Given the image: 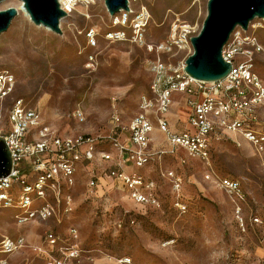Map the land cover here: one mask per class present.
Here are the masks:
<instances>
[{
  "label": "rangeland",
  "instance_id": "374dc122",
  "mask_svg": "<svg viewBox=\"0 0 264 264\" xmlns=\"http://www.w3.org/2000/svg\"><path fill=\"white\" fill-rule=\"evenodd\" d=\"M62 1L65 11V6L72 7ZM206 2L140 0L133 8L145 5L150 14L142 44L130 39L128 26L112 24L104 0L77 3L60 20L61 34L28 20L17 9L19 0L0 2V9L15 7L18 12L0 33V71L14 79L12 92L0 100V134L9 130L12 101L21 98L56 133L98 138L95 157L77 162L73 183L42 200L52 207L50 216L21 224L15 208L0 209V241L24 239L19 249L0 252V264H46L47 254L62 256L72 247L78 257L68 264H125L123 258L132 264H264V150L256 151L241 137L226 135L215 141L208 168L238 181L242 200L223 190L215 175L207 179L204 164L184 151L144 167L124 166L154 180L158 206L137 204L108 177L116 168L117 151L101 137L110 130L113 105L124 122L139 112L140 96L149 93L151 82L147 64L154 58L186 57V51L156 52L148 46L164 42L175 22L199 31ZM110 29L124 30L127 39L108 40ZM90 30L93 41L87 36ZM249 32L262 47L255 53L254 69L264 82V19L254 18ZM187 113L182 105L171 106L174 129L187 128ZM166 143L157 131L151 147ZM103 151L112 158H101ZM90 179L98 185L92 191ZM49 233L54 243L47 239Z\"/></svg>",
  "mask_w": 264,
  "mask_h": 264
},
{
  "label": "built area",
  "instance_id": "2783aa9c",
  "mask_svg": "<svg viewBox=\"0 0 264 264\" xmlns=\"http://www.w3.org/2000/svg\"><path fill=\"white\" fill-rule=\"evenodd\" d=\"M91 2L93 0H68L72 7L65 6L67 11L59 6L67 15L77 3ZM139 2L127 0L126 11L120 9L110 18L113 25L128 26L130 39L142 44L150 14L145 5L133 8ZM197 33L190 24L175 22L164 42L148 48L156 52H170L173 49L186 51L187 57L192 52L189 38ZM87 36L94 40L91 30ZM105 36L111 41L127 39L126 32L119 29H110ZM260 50L262 47L249 32V26L246 30L236 27L221 50L222 58L230 63L229 72L214 81L196 80L188 75L184 70L186 57L177 61H163L160 58L151 60L147 64L151 74L149 93L140 96L139 112L124 122L119 109L113 105L110 130L108 134L100 136L117 151L114 158L116 168L109 170L108 177L137 204L158 206L154 180L136 171L128 172L124 166L130 164L140 168L160 161L165 155H177L182 149L188 156L204 164L207 179H213L215 175V182L223 190L237 200H242L239 182L217 176L208 166L214 142L226 135L241 137L256 151L264 150V117L261 116L264 82L254 69L255 53ZM13 85L12 74L0 71V100L9 96ZM176 92L187 96L189 106V127L181 131H172L166 116L173 102L172 95ZM74 114L82 119L79 110ZM8 122L9 130L0 136L9 150L12 167L8 175L0 177V209L15 208V218L21 224L32 219H45L53 209L42 200L46 199L49 192L57 196L61 186L73 183L77 162L91 161L95 157L98 138L85 134L56 133L43 121L40 112L27 106L21 98L12 101L8 109ZM154 128L164 133L167 142L165 147H150ZM100 157L108 160L112 155L103 151ZM97 186L96 181L89 180L91 191ZM36 201L39 204L35 205ZM239 208L237 206V211ZM47 239L51 243L55 242L52 233L47 235ZM23 245L22 237H5L0 241V252L11 253ZM77 257L78 250L72 247L62 251V256L47 254L45 262L68 264ZM121 262L132 264L129 258H123Z\"/></svg>",
  "mask_w": 264,
  "mask_h": 264
},
{
  "label": "water",
  "instance_id": "95a60500",
  "mask_svg": "<svg viewBox=\"0 0 264 264\" xmlns=\"http://www.w3.org/2000/svg\"><path fill=\"white\" fill-rule=\"evenodd\" d=\"M2 0H0L1 2ZM23 7L35 25H44L61 34L60 20L66 16L57 0H21ZM110 16L126 9L127 0H104ZM15 7L0 9V33L17 15ZM254 18L264 19V0H207L206 15L200 30L191 36L192 52L185 58V72L196 80L214 81L223 78L230 63L222 58L221 50L231 32L240 27L246 30ZM12 160L2 136H0V177L10 173Z\"/></svg>",
  "mask_w": 264,
  "mask_h": 264
},
{
  "label": "crops",
  "instance_id": "0c3cea01",
  "mask_svg": "<svg viewBox=\"0 0 264 264\" xmlns=\"http://www.w3.org/2000/svg\"><path fill=\"white\" fill-rule=\"evenodd\" d=\"M186 95L185 94H180V93H173V95H172V104H171V106H173L175 103L177 104V105H182V107L186 110V112H188L189 113V106L187 105V100H186ZM170 109H171V107H170ZM188 113L185 115V118H184V120H185V123L187 124V116H188ZM167 119H168V121H169V126H170V129L172 130V131H181V130H177V129H174L173 128V122L171 121V119L169 118L170 117V110H169V112L167 113ZM189 126H188V124H187V128H188ZM186 129V128H185ZM157 131H159L158 129H156V128H154V130L152 131V139L154 138V136H156L157 135ZM160 132V131H159ZM163 135H164V133H163ZM164 137H165V135H164ZM152 142V141H151ZM215 143V142H214ZM150 147H151V144H150ZM152 148V147H151ZM153 149V148H152ZM180 151H183L182 149H180L179 150V152ZM179 154V153H178ZM177 154V155H178ZM177 155H173V156H177ZM162 160V159H161ZM160 160V161H161ZM160 161H154V162H151V163H155V162H160ZM151 163H149V164H151ZM146 165H148V164H146ZM145 165V166H146ZM142 167H144V166H142ZM125 170V169H124ZM127 171V170H126ZM132 171V170H131ZM129 172V171H128Z\"/></svg>",
  "mask_w": 264,
  "mask_h": 264
},
{
  "label": "bare ground",
  "instance_id": "6f19581e",
  "mask_svg": "<svg viewBox=\"0 0 264 264\" xmlns=\"http://www.w3.org/2000/svg\"><path fill=\"white\" fill-rule=\"evenodd\" d=\"M57 1H58L59 5L61 6V3H62L63 1H62V0H57ZM17 6H18L17 9H18L20 12H22V13L24 14V16H25L28 20H30L29 15H28V13L26 12V10L24 9V7H23V3H22L21 0H19V4H18ZM66 11H67V10H66ZM37 26H41V27H43V28H45V29H47V30H50L48 27H46V26H44V25H37ZM169 174H171V173H169Z\"/></svg>",
  "mask_w": 264,
  "mask_h": 264
}]
</instances>
